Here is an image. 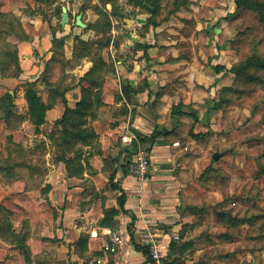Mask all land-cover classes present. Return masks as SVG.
<instances>
[{"label":"rangeland","instance_id":"rangeland-1","mask_svg":"<svg viewBox=\"0 0 264 264\" xmlns=\"http://www.w3.org/2000/svg\"><path fill=\"white\" fill-rule=\"evenodd\" d=\"M30 87L63 106L38 128ZM113 184L108 227L177 234L182 264H264V0H0V247L58 264L67 223L101 236Z\"/></svg>","mask_w":264,"mask_h":264},{"label":"crops","instance_id":"crops-1","mask_svg":"<svg viewBox=\"0 0 264 264\" xmlns=\"http://www.w3.org/2000/svg\"><path fill=\"white\" fill-rule=\"evenodd\" d=\"M68 1L73 3L74 0H68ZM62 5H66V4H62ZM40 24H41L40 29L42 31V39L45 43H48L51 46V39L53 38V35L50 31V28L47 25V22L45 23L40 22ZM65 32L66 31L64 30V32L55 34V37L65 36L66 34ZM72 40H73L72 38H66L64 42L63 47L67 58L71 56L67 54L69 52L71 53V49H70L71 47L69 48V44H71ZM47 49L48 47H46V57L42 56L43 54L39 53L40 51L38 49L35 50L33 49L34 52L33 54L31 53L32 51L29 54L25 53L22 59L23 69L31 73H35L36 71L41 70L44 64L41 58L44 57V60H46V58H50L52 53L51 51H47ZM42 84L44 85V82ZM71 95L75 96L74 93H71ZM62 111H63V106L60 105V103H57L52 108H48L46 110V118L50 119L51 116H56L60 114ZM124 191L126 192V196L128 197L129 196L128 189H124ZM67 226L70 228L69 233L71 234V236H68L64 240H69L72 242L71 245L72 249L68 250L66 246H63V248L66 249V252L64 254H60L59 257L60 259L58 261V264H144V260L146 256L144 252V248L148 247L147 244L149 239L148 238L149 233L155 234L154 231H150V230L145 231V229L141 228L140 225L136 226L135 229H130L128 225L127 226L122 225L120 227L112 226L113 227L112 229L116 230L117 232L119 231L121 235L120 236L121 241L118 244L116 250L110 252L104 250V243L108 238L102 233V230L108 226L101 227L100 230L101 236H98L95 230L94 231L84 230L83 232H81L80 230H82V227L72 226L70 223H67ZM81 236L86 238V242L84 245L80 244L78 241V239ZM163 238L164 239H162V241L160 239L162 250L167 251V254H169V245L165 244L166 239L165 237ZM168 241L176 242L175 240L172 239V235L171 238L168 239ZM25 246L27 250L30 248L29 244L27 245V243ZM10 247L11 246L6 248L0 247L1 249L0 252H2L3 254L11 250L10 254L12 256V258L6 260V263H2L1 261V264H13L15 259H16L15 262L16 264H26L27 263L26 257H24V255L21 256L19 254V251L21 249L18 246L16 248H10ZM28 252H30V250ZM172 255H174V253ZM30 257L31 256H29V261H30Z\"/></svg>","mask_w":264,"mask_h":264},{"label":"trees","instance_id":"trees-1","mask_svg":"<svg viewBox=\"0 0 264 264\" xmlns=\"http://www.w3.org/2000/svg\"><path fill=\"white\" fill-rule=\"evenodd\" d=\"M64 40H65L64 36L55 37V35H53V38L51 39L52 45H54V46L60 45V48L63 47ZM54 49H55V47H54ZM74 55H75V51H74ZM53 59H54V57L52 56L51 60H53ZM92 66H93L92 69H90L88 71V73L99 68V67H97V65H95V67H94V65H92ZM214 68L215 69H219V68L225 69L224 65H222V64H216V65H214ZM40 80H41V82H44L46 86L48 85L47 80H45L43 78H41ZM25 98H26L27 105H28V112L32 118V122L34 123L36 128H38V126L41 125L45 121L46 110L51 107L50 100L49 101L48 100L43 101L41 96L39 95V93H36V91L33 87H30V88L25 90ZM60 101L64 102V100L62 98L60 99ZM75 110H77L78 112L83 111V109H81V108L80 109L77 108ZM163 134H165V132L157 133L158 136H161ZM198 134H200V133H198ZM198 134H197V136H199ZM112 187L114 189H117L120 191V195L118 197V204H117V207H113L112 209H110L107 212V217L101 222L102 226H107L109 219H112L115 215H117L119 213H124V214L127 213V208L125 206L126 201H127L126 192L124 191L123 188L118 187L116 184H113ZM78 241L80 244L84 245L86 242V238L81 236L78 239ZM174 243H175L174 241L169 242V254H168L169 256H171L175 252L173 250V246L176 245V243L175 244ZM144 252H145V254H147V248H144ZM174 258L176 260L180 261L179 260L180 258L178 255ZM180 263H181V261H180ZM144 264H145V261H144Z\"/></svg>","mask_w":264,"mask_h":264},{"label":"built area","instance_id":"built-area-1","mask_svg":"<svg viewBox=\"0 0 264 264\" xmlns=\"http://www.w3.org/2000/svg\"><path fill=\"white\" fill-rule=\"evenodd\" d=\"M146 168L147 159L140 151L137 155V163L135 164V168H133L132 171L136 172L137 174H141L143 177V173H145ZM102 233L108 238L104 243V250L110 252L115 251L121 241L119 233L110 227H105L102 230ZM148 238L147 254L144 260L145 264H182L180 261L174 258L177 256L176 254L169 256L167 251L162 250L160 240L156 237V234L149 233ZM172 239L175 241L179 240V235H172Z\"/></svg>","mask_w":264,"mask_h":264},{"label":"water","instance_id":"water-1","mask_svg":"<svg viewBox=\"0 0 264 264\" xmlns=\"http://www.w3.org/2000/svg\"><path fill=\"white\" fill-rule=\"evenodd\" d=\"M81 14H77L75 17V24L79 27H86V23L82 21ZM68 22V9L66 5L61 6V15H60V23L61 25H65Z\"/></svg>","mask_w":264,"mask_h":264}]
</instances>
